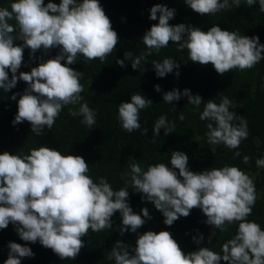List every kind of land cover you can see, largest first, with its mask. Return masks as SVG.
<instances>
[{
    "label": "clouds",
    "instance_id": "obj_1",
    "mask_svg": "<svg viewBox=\"0 0 264 264\" xmlns=\"http://www.w3.org/2000/svg\"><path fill=\"white\" fill-rule=\"evenodd\" d=\"M233 2L239 8L241 0ZM184 3L201 16L231 7L228 0H184ZM255 3L256 0H246L250 7ZM259 6L264 12V0H259ZM149 11V19L159 22L142 38L148 49L166 48L172 41L179 45L178 50H188L190 61L204 66L211 64L221 76L235 68L250 69L264 60V44H260L259 36L222 30L218 25L206 32L184 23L171 25L169 21L175 18L176 10L164 4H156ZM13 19L17 22L15 26L9 23ZM118 42V33L100 0H61L59 4L49 0L46 5L45 0H16L11 4V11L0 8V89L9 92L21 80L27 84L23 93L10 97L13 101L19 97L12 124L27 121L37 136L45 127L51 130L64 106L84 99L80 83L83 73L69 65L75 64L81 55L87 61L103 62ZM25 49L29 50L32 60L36 59L38 51L43 55L39 57V65L30 72H19ZM53 49H59L55 56H51ZM148 55L150 51L135 58L130 51L124 53L125 59H132L134 70L141 69V62ZM117 63L125 66L124 60ZM152 66L157 77H165L179 69L180 64L165 58L162 62L153 61ZM175 74L180 75L179 71ZM155 90L160 92V85H155ZM182 97H187L189 104L197 107L202 103V97L193 95L190 89L170 90L163 94V102L179 101ZM231 103L227 96L219 104L214 100L205 103L200 119L215 122V126L207 124L209 144L223 143L229 149H237L241 141L247 139V120L230 111ZM152 104V100L139 92L131 95L130 102H121L118 118L123 129L128 133L140 130V110ZM70 115L82 116L81 123L90 129L96 123V112L87 102ZM179 119L183 121L184 115ZM236 119H239L238 125L232 123ZM161 129H165V135L170 134L163 115L154 124L153 143ZM147 131L143 128L145 134ZM249 160L250 157H243L244 163ZM256 164L264 167V158L257 159ZM170 165L153 164L142 171L140 164L133 160L130 168L134 191L142 193V199L162 213L163 223L168 226L180 217H188L195 208L201 209L207 217L206 224L220 232L226 230V223L239 222L234 238L222 245L223 255L209 247L185 253L166 230L139 234L138 229L152 219L147 207L141 209L142 215L135 213L128 202L126 188L114 191L106 177L94 182L87 175L89 164L82 156L64 155L46 145L33 148L26 155L7 151L0 154V230L11 223L21 240L39 242L61 260H75L85 247L83 238L90 231L112 229V217L119 211L120 235L130 230L137 234V240L135 247L123 240L116 241L107 253V258L114 259L115 264H221L222 260L227 264H264V229L247 219L256 203L253 180L236 166L193 172L188 166L189 156L182 151L171 152ZM192 239L200 245L204 236L199 234ZM8 248L4 264H21L22 258L35 257L27 244L10 241Z\"/></svg>",
    "mask_w": 264,
    "mask_h": 264
},
{
    "label": "trees",
    "instance_id": "obj_2",
    "mask_svg": "<svg viewBox=\"0 0 264 264\" xmlns=\"http://www.w3.org/2000/svg\"><path fill=\"white\" fill-rule=\"evenodd\" d=\"M14 2L16 0H0V8L11 11V4ZM48 2L49 0H45V5ZM52 2L59 4L61 0ZM100 3L110 18L113 29L118 33L119 42L103 62L99 59L87 61L81 55L75 64L69 65L83 73L80 79L84 88L81 93L83 101L64 106L52 129L45 127L42 134L37 136L32 133L27 121L15 126L12 124L18 111L19 97L16 101L10 97L17 92L23 93L27 87L26 82L19 81L9 92L0 89V154L7 151L13 155H26L30 154L31 149L46 145L64 155L82 156L89 164L87 175L94 182L98 183L100 177H106L114 191L121 188L129 191L128 202L135 213L142 215L141 209H149L152 219L146 220L138 229L139 234L149 230L157 233L166 230L172 233L185 253L209 247L223 255L222 245L234 238L239 222L225 224V231L216 229L212 235L213 227L204 222L207 217L201 209L195 208L188 217H180L172 226L165 225L162 213L153 204L143 200L142 193L134 191L130 164L136 160L142 171H147L149 165L158 163L171 167V152L182 151L189 156L188 166L193 172L226 165L236 166L253 180L256 187V203L247 219L259 223L264 229V167H257L256 164L257 159L264 158V60L250 69L235 68L221 76L211 64L204 66L190 61L188 50H178L179 45L172 41H169L168 47L156 50L148 49L142 38L153 24L159 22L158 19H149V10L156 4H164L176 10L175 18L169 21L171 25L184 23L200 27L205 32L213 25H218L222 30L236 31L249 37L259 36L260 44H264V12L260 11L259 0L251 7L246 4V0H241L239 8L233 0H228L230 8L209 16L194 12L184 0H100ZM9 23L15 26L17 22L13 19ZM126 51H130L133 58L149 51L151 55L141 62V69L134 70L131 66L132 59H125ZM58 52L59 49H53L51 56ZM42 55L43 52L38 51L36 59L32 60L29 50L25 49L24 62L19 72H30L32 67L39 65V57ZM47 58L49 57L45 56ZM165 58L173 59L180 67L165 77H157L152 62H162ZM117 60H124L125 66L121 67ZM176 71H179V77L176 76ZM11 76L9 70V78ZM155 85H160V92L155 90ZM173 89L181 92L190 89L193 95L199 94L202 97V103L199 107L189 104L187 97L171 103L163 102V94ZM137 92L152 100L153 104L140 110L141 129L128 133L118 118V106L121 102H130L131 95ZM224 96L232 101L230 111H234L237 117L243 116L248 123V137L241 141L237 149H229L223 143L209 144L207 124L213 123L215 126V122L200 119L207 101L214 100L219 104ZM84 102L96 112V123L91 129L81 123L82 116L70 115L71 111L78 112ZM181 114L185 117L183 121L179 119ZM162 115L167 118L170 134L165 135V129H161L153 143V127ZM232 123L238 125L239 119ZM143 128H147V134L143 132ZM236 152L240 155L237 156ZM244 156L250 157L248 163L243 162ZM112 220V229H104L98 233L90 231L83 238L85 247L75 260H61L39 242L21 240L10 223L6 229L0 230V264H4L8 258L10 241L27 244L35 253L34 258H22L21 264H115L114 259L107 258V253L118 240L135 247L137 234L129 230L123 236L120 235L119 211ZM199 234H203L204 241L197 245L192 237ZM221 264L227 262L222 260Z\"/></svg>",
    "mask_w": 264,
    "mask_h": 264
},
{
    "label": "rangeland",
    "instance_id": "obj_3",
    "mask_svg": "<svg viewBox=\"0 0 264 264\" xmlns=\"http://www.w3.org/2000/svg\"><path fill=\"white\" fill-rule=\"evenodd\" d=\"M226 224H228V223H226ZM215 230H216V229H214V228H213V231H212V233H213V232H215Z\"/></svg>",
    "mask_w": 264,
    "mask_h": 264
}]
</instances>
